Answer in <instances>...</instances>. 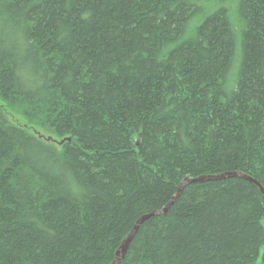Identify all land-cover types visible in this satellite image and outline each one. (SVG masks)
<instances>
[{"label":"trees","instance_id":"obj_1","mask_svg":"<svg viewBox=\"0 0 264 264\" xmlns=\"http://www.w3.org/2000/svg\"><path fill=\"white\" fill-rule=\"evenodd\" d=\"M202 12L196 0H0V264H111L185 179L236 172L264 187V0L195 24ZM259 258L264 197L237 176L185 186L120 264Z\"/></svg>","mask_w":264,"mask_h":264},{"label":"water","instance_id":"obj_2","mask_svg":"<svg viewBox=\"0 0 264 264\" xmlns=\"http://www.w3.org/2000/svg\"><path fill=\"white\" fill-rule=\"evenodd\" d=\"M38 136L40 138L45 139L46 141H53L55 143H57L59 146L63 145L65 142L70 141V138H66L63 139L61 141H57L56 139L52 138V137H45L41 134H38ZM242 177L247 179L248 181H250L251 183H253L261 192L262 196L264 197V187L257 182L255 179L243 175L241 173H223V174H219V175H204V176H200L197 178H187L185 179V181L183 183H181L179 185L177 194L173 197V199L161 210V211H154L152 213L143 215L141 218H139V220L135 223L133 229L125 236V238L123 239L120 247L117 249L116 253H115V258L114 260L111 262V264H120V262L125 258L128 249L133 241V239L135 238V236L137 235L141 225H143L147 220L156 217V216H162V215H166L168 213V211L170 210L171 206L175 203V201L179 198L182 190L184 189L185 186L192 184V183H206V182H212V181H220V180H225L231 177Z\"/></svg>","mask_w":264,"mask_h":264},{"label":"rangeland","instance_id":"obj_3","mask_svg":"<svg viewBox=\"0 0 264 264\" xmlns=\"http://www.w3.org/2000/svg\"><path fill=\"white\" fill-rule=\"evenodd\" d=\"M237 2H238V0H200L199 4L201 5L203 12L199 14L200 17L198 18V20L195 21V24L198 23L200 19H202L204 14H208V13L214 11L215 9L219 8V7L228 6V5L232 8V14L236 18ZM191 29H192V26H191ZM239 53H240V47L237 46L238 58H239ZM238 58H237V62H239ZM1 106L4 107L5 103L0 99V107ZM6 113H7L9 120L13 124L27 128L31 133H34V134L37 133V135L43 134L44 136H50V137L55 138L56 140H59L58 138L55 137V135L49 134L42 129H39V128H36V127L30 125L29 121L25 118V116L18 113L17 111L8 109L6 111ZM256 264H262L261 258L258 259Z\"/></svg>","mask_w":264,"mask_h":264},{"label":"bare ground","instance_id":"obj_4","mask_svg":"<svg viewBox=\"0 0 264 264\" xmlns=\"http://www.w3.org/2000/svg\"><path fill=\"white\" fill-rule=\"evenodd\" d=\"M196 1H197L198 4L200 3V0H196ZM198 9H200V7H199ZM198 12H199V10H198ZM256 263H257V262H256Z\"/></svg>","mask_w":264,"mask_h":264}]
</instances>
